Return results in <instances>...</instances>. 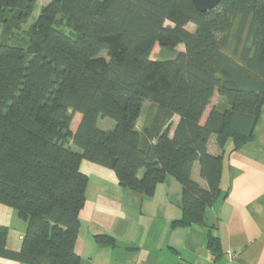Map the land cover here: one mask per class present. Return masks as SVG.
<instances>
[{"label": "trees", "instance_id": "obj_1", "mask_svg": "<svg viewBox=\"0 0 264 264\" xmlns=\"http://www.w3.org/2000/svg\"><path fill=\"white\" fill-rule=\"evenodd\" d=\"M35 3L0 0V20L17 27ZM25 36L23 45L0 41V203L25 221L17 252L5 248L0 227V256L80 264L87 160L147 197L173 177L181 215L171 226H205L217 263L220 241L204 219L221 193L222 156L207 144L214 135L219 148L229 140L237 148L254 136L264 105V0H220L205 12L190 0H48ZM155 44L183 49L156 60ZM145 101L155 109L138 129ZM99 117L114 124L99 128ZM195 162L205 187L191 177Z\"/></svg>", "mask_w": 264, "mask_h": 264}, {"label": "crops", "instance_id": "obj_2", "mask_svg": "<svg viewBox=\"0 0 264 264\" xmlns=\"http://www.w3.org/2000/svg\"><path fill=\"white\" fill-rule=\"evenodd\" d=\"M178 119V115L173 116L170 135ZM105 126L108 129L112 124ZM263 126L262 106L251 140L237 148L229 140L222 149L214 135L208 140V152L222 156L221 193L206 208L204 219L211 226L210 233L220 241L222 254L218 264H264ZM136 127L139 129L137 124ZM79 168L87 176L74 244L80 264L214 263L206 246L205 226H171L181 215V186L173 177L167 175L157 184L154 194L147 197L121 187L108 167L82 160ZM191 177L205 187L197 162ZM0 227L7 231L5 248L19 251L25 221L12 207L1 203ZM99 234L108 235L113 241L97 242L95 237ZM0 264L26 263L0 256Z\"/></svg>", "mask_w": 264, "mask_h": 264}, {"label": "rangeland", "instance_id": "obj_3", "mask_svg": "<svg viewBox=\"0 0 264 264\" xmlns=\"http://www.w3.org/2000/svg\"><path fill=\"white\" fill-rule=\"evenodd\" d=\"M47 2H48V0H36L35 7L32 11L31 16L27 19L26 22L20 23L17 27H15L12 24H8L6 22V20H4V21L0 20V41H7L9 43H15V44L23 45L24 42L27 40L26 36H25V31L27 30L29 24H31L36 19V17L38 16L40 7ZM187 29L192 31L194 29V25L192 23H189L187 25ZM179 49H183V46L178 45L174 49H172V48L160 49L158 44H155L152 51H151L150 57H151V59H156V60L169 59V58H172L174 56V54H175L174 51L179 50ZM235 50L236 49L231 44V46L228 47L227 51L229 53H233ZM101 54L105 55L104 52H102ZM234 57H236V54H234ZM152 109H153V106L151 105V103L149 101H145L143 103V107H142L141 112H140L141 115L137 121V126L139 128L145 122V120L147 119V116L152 111ZM263 109H264V105H263ZM79 119H80V113L75 112L73 119H72V123H71V129L72 130H75ZM106 124H114V121L110 118H102V117L98 118L97 125L99 128L106 127L105 126ZM198 167H199V165L197 163V168Z\"/></svg>", "mask_w": 264, "mask_h": 264}, {"label": "water", "instance_id": "obj_4", "mask_svg": "<svg viewBox=\"0 0 264 264\" xmlns=\"http://www.w3.org/2000/svg\"><path fill=\"white\" fill-rule=\"evenodd\" d=\"M193 7L200 11L205 12L217 5L220 0H190Z\"/></svg>", "mask_w": 264, "mask_h": 264}, {"label": "built area", "instance_id": "obj_5", "mask_svg": "<svg viewBox=\"0 0 264 264\" xmlns=\"http://www.w3.org/2000/svg\"><path fill=\"white\" fill-rule=\"evenodd\" d=\"M212 264H218V263H212Z\"/></svg>", "mask_w": 264, "mask_h": 264}]
</instances>
